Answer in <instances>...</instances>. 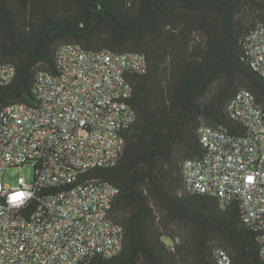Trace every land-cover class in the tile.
Returning <instances> with one entry per match:
<instances>
[{"label": "trees", "instance_id": "1", "mask_svg": "<svg viewBox=\"0 0 264 264\" xmlns=\"http://www.w3.org/2000/svg\"><path fill=\"white\" fill-rule=\"evenodd\" d=\"M264 25V0H0V64L15 77L0 86V110L35 104L36 75L57 73L63 44L87 51L139 53L126 103L135 122L120 159L86 175L117 189L109 219L124 233L121 252L85 264H264L258 233L237 202L183 191L182 164L204 151L202 124L240 137L225 108L240 90L264 110V78L250 68L243 38Z\"/></svg>", "mask_w": 264, "mask_h": 264}, {"label": "built area", "instance_id": "2", "mask_svg": "<svg viewBox=\"0 0 264 264\" xmlns=\"http://www.w3.org/2000/svg\"><path fill=\"white\" fill-rule=\"evenodd\" d=\"M243 47L252 71L264 78V25L245 35ZM56 68L37 73L35 104L0 110V264H85L123 247V229L109 219L117 189L86 174L120 159L124 131L136 118L126 103L127 76L145 72V58L63 44ZM15 73L13 64H0V86ZM225 111L243 134L202 124L204 153L183 162V191L214 197L221 207L237 202L242 221L258 233L264 261V110L240 90ZM25 165L33 168L32 182L20 177L16 188L4 184L6 169ZM16 192L28 195L10 202ZM214 258L234 264L220 247Z\"/></svg>", "mask_w": 264, "mask_h": 264}, {"label": "rangeland", "instance_id": "3", "mask_svg": "<svg viewBox=\"0 0 264 264\" xmlns=\"http://www.w3.org/2000/svg\"><path fill=\"white\" fill-rule=\"evenodd\" d=\"M20 177H23L28 183L32 182L33 168L30 165H25L23 167H10L4 172L3 182L8 187L16 188Z\"/></svg>", "mask_w": 264, "mask_h": 264}, {"label": "clouds", "instance_id": "4", "mask_svg": "<svg viewBox=\"0 0 264 264\" xmlns=\"http://www.w3.org/2000/svg\"><path fill=\"white\" fill-rule=\"evenodd\" d=\"M18 193H19V195L10 198V202L22 201L28 195L27 192H18Z\"/></svg>", "mask_w": 264, "mask_h": 264}, {"label": "snow or ice", "instance_id": "5", "mask_svg": "<svg viewBox=\"0 0 264 264\" xmlns=\"http://www.w3.org/2000/svg\"><path fill=\"white\" fill-rule=\"evenodd\" d=\"M17 195H19V193H18V192H16V193L12 194V195L10 196V198H11V197H15V196H17Z\"/></svg>", "mask_w": 264, "mask_h": 264}]
</instances>
